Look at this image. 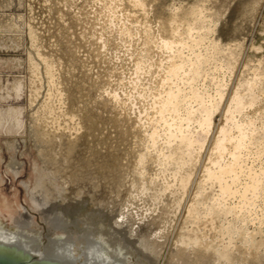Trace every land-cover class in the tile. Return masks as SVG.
<instances>
[{
  "label": "bare ground",
  "instance_id": "6f19581e",
  "mask_svg": "<svg viewBox=\"0 0 264 264\" xmlns=\"http://www.w3.org/2000/svg\"><path fill=\"white\" fill-rule=\"evenodd\" d=\"M102 1L104 2V4H101L104 5L102 9L105 8L106 11L104 12L112 19L109 21L117 22L119 25H117L119 35L130 37V39L140 36L143 40L141 52H138V55L135 52L133 53L137 76L151 74V79H155V81H150L152 83L149 82L150 84L146 88L139 91V96L150 99L149 106L145 109V121L140 124L142 128H145V136L143 135L144 138L141 140L147 145L144 147L148 152L140 151L136 168L134 167L138 170L135 173L139 175V178L135 177L133 181L131 180L132 187L134 186L133 189L135 190L132 191L131 188L132 190L130 189L128 196L126 195L127 198L121 201L120 199L123 198L121 195L123 194L122 189L113 192L103 190V187H99L100 184L93 182L95 176L91 182H86L89 178L86 176L90 172L93 173V171L90 170L91 167L89 170L87 169L88 172H85L84 169L90 165L99 166L101 161L96 160V162L90 164L86 160L87 155L84 156L86 154H84L85 138L82 139L81 136L76 139L72 137L71 139L66 134L63 136L61 130L58 134L62 133L58 147H61L59 153L62 152L63 155L59 159H54L55 162L52 167H54L55 176L58 178H62V173L66 171L67 176L64 177L66 182H63L67 183V187L61 190L67 192L66 197H72L74 201L69 199L66 204L59 203L60 192L57 195L56 188H54L56 177H51V175L40 178L39 186L33 190L31 189V200L34 209L41 213L42 219L48 224L51 232H60L61 235L50 236L47 238L48 243L44 244L43 234L36 226L38 223L35 215L29 209L22 208L23 212L15 218V225L11 230L6 226L2 228L0 222V258L2 256L10 258L14 264H131L129 255L136 251L135 254L139 257L137 261L139 264H165L166 262L161 261V256L166 246L169 245L171 247L169 254L171 257L168 264H264L263 67H257L252 78L237 81L238 85L230 92L228 99H226L228 101L222 108L224 98L227 96V87H229L226 74L228 72L231 75L235 72L238 54L235 52L234 47H224L213 37L216 32V22L214 23L212 13H207L208 9L204 3H194L190 7H176L167 19L161 21L160 25L158 24L157 32L154 31L148 21L141 24L144 27L142 32H136L132 28L134 25H129L136 12L135 15L131 11L128 13L123 12V18L120 20L118 17L121 16L117 15L120 12L118 13L117 10L122 7V4L114 3L117 0ZM129 2L145 12L149 10L148 0H129ZM76 3L78 2L76 1L74 4ZM88 3L91 5V2ZM96 3H99V0ZM102 9L100 10L102 11ZM122 9L124 8L122 7ZM104 12L101 13L105 14ZM156 23L158 22L156 21ZM111 26H114L113 23ZM34 33L33 36L38 40ZM103 41L105 44L107 43L104 39ZM154 48L160 49L163 53H161L159 59L154 58L153 53L157 51H154ZM40 56L46 64L47 78L49 77L54 86L60 84L56 78L60 75L56 73L58 71V67H56L57 59L55 62L51 61L50 57H47L46 53L44 54L42 51L39 54ZM119 57L121 58V56ZM31 59L33 60L34 57ZM38 65L34 60L33 66L35 68L32 67L35 69L36 77L40 75L37 69ZM221 72H223L222 77ZM134 81L136 83L138 80ZM136 84L138 85V83ZM53 85H50V87ZM57 87L58 85L52 91L49 90L51 93L48 97L52 98L54 95H59L61 103L65 104L68 98H64V91H59ZM101 87L103 88V86ZM16 88L17 91H21L22 83L19 82ZM55 92L59 94H55ZM104 94L99 95L100 98H103L100 104L105 106L106 109L109 106V108L114 107L117 102L121 105L124 102L121 98L122 94L120 95L117 91H111L107 97ZM51 98L50 100L56 97ZM132 98H134V95L130 99ZM133 100L131 102L135 103ZM120 101L121 103H119ZM50 104H52V101ZM130 105H128V108ZM48 106L45 105L47 109ZM133 108H135L134 105L131 109L133 110ZM220 109H222L224 115L222 120L224 121L221 122L219 128L216 129L215 127L216 131H214V117ZM7 110L0 107L1 123L3 122L2 116H5L4 112L10 113L11 109ZM50 110L52 115L53 111L56 112L55 107L50 106ZM11 112H14V108ZM17 112L15 114H18ZM7 113L5 114L11 118L12 113ZM66 113H68V110ZM76 114L78 113H73L72 110L69 112V116L74 119ZM91 114V117L99 116L96 112ZM16 121H18L16 122L18 125L22 123L21 120L20 122L18 119ZM134 123L136 124V122ZM83 125L82 121L77 122L75 127L77 132L78 129L84 127ZM69 130L70 132L73 131V129L72 131ZM212 131L215 133L212 135V144H209V147L211 145L208 155L209 163H204L206 166H204L203 175L194 178L195 166L199 163L200 153L202 151L203 154L202 149ZM44 132L43 134L52 140V137H56L55 132L53 133L54 136L50 134L49 130L50 133ZM73 132L70 134L72 135ZM153 152L155 155L152 156ZM150 159H155V162H152L158 163L160 166L159 170H156L161 171V173H157L156 177L148 176L150 171L147 169V165H149L147 162ZM168 171L170 174H166ZM94 175L98 176L97 174ZM108 181L111 183L112 179L106 180V182ZM193 183L196 186L194 187V189L196 188L195 193L193 192V197L191 196L187 200L189 197L186 199L185 194L188 193L190 185ZM170 195L173 200L169 199ZM137 198L143 201L151 199L153 204L149 205L147 202L149 206L147 205L146 208L141 204L145 209L140 213L141 207L135 203ZM184 198L186 201L183 203ZM89 199H97V205L100 207L95 209L98 207L95 206V208L93 207L95 210L92 209L94 211L82 214L81 212L84 211L82 207L88 203ZM118 199L121 203L118 202ZM90 202L94 204L93 201ZM81 208L83 211H81ZM180 211L181 221L178 224L176 235L172 236V222L176 220L175 218ZM79 222H83L85 228H82L83 234L75 237L71 225L79 226ZM82 238L83 244L77 245V241H81Z\"/></svg>",
  "mask_w": 264,
  "mask_h": 264
},
{
  "label": "rangeland",
  "instance_id": "374dc122",
  "mask_svg": "<svg viewBox=\"0 0 264 264\" xmlns=\"http://www.w3.org/2000/svg\"><path fill=\"white\" fill-rule=\"evenodd\" d=\"M76 1L78 3L74 4ZM117 1H115L114 3L122 4V7L124 8L122 9V7H120L117 10L118 13L120 12L119 14H117L118 16H121H117L120 20L121 18H123V12L128 13L129 11H131L134 15L136 12L135 17L132 19L133 22L130 21L131 23H129V25L135 26H132V28L136 32L143 31L144 27L141 24L145 23L146 21H148L149 24L153 27L154 31L157 32L158 27L160 25L159 23L167 19L173 9H175L176 7H190V5H193L194 3H204L208 11L210 12L209 13L207 11V13H212L211 15L214 19V23L216 22V32L213 34V37L216 38V40L222 45H224V47H234L235 49H233L239 55H237L238 59H236L237 62L235 64V72L232 73L233 75L231 74V76L230 74H228V72V75L226 74V79L228 81L229 87H227V96H225L224 98L222 108L225 103H227L228 100L226 99H228L230 92L234 90L240 80L252 78L254 75V71L255 69H257V67H263L264 69V0H148V4L150 6L148 7L149 10L146 12L134 7L129 2V0H119V2ZM204 1L207 3H205ZM88 2H91V5ZM96 2H98V0H94L93 2L91 0H0V22L2 23H0V42L2 41L0 44V82L2 84H0V107L5 110L11 109L12 111L14 108L13 113L11 112V110L10 113H7V111L9 110L5 111L4 117L7 120L2 116L3 122H0V222L2 228H5L6 226L7 228L9 227L11 230L12 227L15 225V218H17L19 214L23 212L22 208H27L35 215L37 219L38 224L36 226L38 227L39 231H41V233L43 234L44 244L48 243L47 238H49L50 236L56 237V235H61V233L56 231H50L48 224L42 219L41 213L34 209V204L31 200V192L33 189L39 186L40 178H44L45 176L50 175L51 177H56L54 173V167L52 166H54V159H59L62 157L61 155H63L62 152L59 153L61 151V147H58V145H60L59 140H61L60 137H62V133L60 135L58 134L61 132V130L63 132V136L66 134V136L71 139L72 137L73 139H76L81 136L82 139L85 138L84 141L86 142V147L84 146V154H86L84 156L87 155L86 157L88 159L86 158V160H88L90 164H92V162H96V160L99 162L101 161L99 166L97 165L94 167L90 165L88 166V168L84 169L85 172H88L91 167L90 170L93 171V173L90 172L88 173V176H86L89 177L87 179L88 181L86 182H91L93 177L95 176L93 179L95 181L93 182H97L98 184H100L99 187H103V190L106 189L109 192H113L120 191L122 189L121 191L123 192V194L121 195L123 198L120 199L121 201L124 198H127L128 193H130V189H133V179H135V177L139 178V175L135 173L136 171L138 172V170L135 168L140 151L143 150L148 152L147 149L144 147L147 145L141 140L145 136V128H142L140 124L145 121V109L149 106L150 99L142 98L141 96H139V91H142L143 88H146L148 84L152 83L150 81H155V79H151V74L142 75L140 73L142 75H139L140 77H142L141 79L137 76L135 70L136 63L134 60L135 56L133 55L134 52L135 54L137 53L136 55L139 54L138 52H141V49L143 47V40L140 38V36H135L134 38L130 39V37H124L122 35H119V33H117L119 29L117 27V22L109 21L112 19L104 12L106 11L105 8L102 9V6L104 7V5L101 4H104V2L102 0L101 2L99 0V3ZM93 3L95 6L93 5ZM100 9H102V11ZM94 10H96L97 12ZM101 12H104L105 14ZM88 13L93 14L89 15ZM120 20L118 21L120 22ZM156 21L158 23H156ZM111 22L114 26H111ZM33 33L35 36H37L36 38L38 40L35 39ZM114 33L115 36L113 37ZM103 39L107 42V45L104 43ZM100 40H102L103 42ZM101 47H103L104 49ZM153 50H157L153 53L154 58L159 59L163 53L158 48H154ZM41 51L44 54L46 53L47 57H50L51 61L55 62V60L57 59L56 67H58L59 72L57 71L56 73H58V75L60 74L59 76H61L56 77L57 80L60 82V84H57V88L59 91L63 90L66 94H69L70 98L68 97V94L66 96V94L63 92V94L65 95L63 97L68 98L65 103L66 105L61 103V97L59 95H54V97H52H56L55 99H52L50 96L48 97V95H50L51 93L49 90L52 91V89H55L54 87H56L57 85L54 86L51 83L49 77L47 78V73L45 71V61L42 59L41 56L39 57ZM119 56H121L122 59ZM33 57L34 59L32 60L31 58ZM34 60L36 63L39 64L37 69L40 75L38 77H36L37 74L34 69L35 67L33 66ZM127 62L129 63V65ZM30 66H33L34 68H31ZM133 67L134 69H132ZM117 74L119 77L117 76ZM220 75L222 77L223 72H221ZM145 76L148 77L146 78ZM136 79L138 80L136 82L138 83V85L134 81ZM19 82L22 83L21 91H17L16 88ZM67 84L69 85V87ZM50 85L53 86L50 87ZM101 86H103V88ZM111 91H117L120 95L122 94L121 98H123L124 101L122 103H125V105L118 104L117 102L115 103L116 105L111 108H109V106L106 109L105 106H101L100 103L101 99L103 98H100L99 95L106 93L104 95L107 97ZM57 92H55V94H59ZM133 95L134 98L130 99ZM50 98L52 100H50ZM47 100L50 101L45 102ZM132 100L135 103H132ZM51 101L52 104H50ZM119 103H121V101ZM263 103L264 100L262 102V105H264ZM45 105H50L53 108L55 107L56 112L54 113L53 111L52 115L50 106H48L49 108L47 109ZM128 105H130L131 107L129 106L128 108ZM133 105L135 108H133L132 110L131 108L133 107ZM66 109L68 110V113H66ZM71 110L73 111V113H78L76 114L75 119L71 118L72 116H69V112H71ZM16 111H18L17 113L20 114H15ZM48 112L51 113L49 114ZM93 112H96L97 114H99V116L91 117V113ZM5 113H12L11 118ZM14 114L15 116L14 118H12ZM141 114L142 116L140 117ZM40 116L42 120L41 122ZM129 116L130 118H128ZM223 116L224 115L222 109L216 112L214 117V131H216V129L219 128L222 124L221 122L224 121L222 120L224 119ZM15 117L19 120V122L21 120L22 125L20 123L19 125L16 123L18 121H16L17 119ZM139 117H143L144 119L142 118V120ZM115 118H117L118 120ZM13 119L16 120L14 121ZM79 121H82L84 127L78 129L77 132L75 127L77 126V122ZM134 122H136V124ZM68 126H70L71 128H69ZM137 128L140 130H138ZM69 129H71V131L72 129L73 131L76 130L75 132L72 131L74 135L70 134L72 132H70ZM48 130L51 133L48 132ZM44 131H46V133L48 132L52 134L53 136L55 134L56 137H52V140L50 137L45 136L43 134ZM214 131H212L207 138L206 145L202 149L203 154L202 151L200 153L201 157L199 156V163H197L194 169V172L196 173H194V178L201 177L203 175V171L205 170L204 166H206L204 163H209L208 155L211 147V145L209 147V144H212V135L215 133ZM41 134H43L44 136ZM67 134H69L70 136ZM48 140L50 141V143ZM56 146L57 148H55ZM53 150L55 153L53 152ZM153 155H155L154 152L152 156ZM149 161L155 162V159H150ZM149 161L147 162V164L149 163V165H147V169L148 171H150V174L148 176L156 177L157 173H161V171H157L159 170L158 168L160 166L158 165V163H150ZM168 173L169 171L166 174ZM94 174H97L98 176ZM62 175V178L56 177V185L54 188H56L57 195L59 192L61 193H59V203L66 204L69 199L71 201H74V199H72V197L67 198L66 195H68V193L61 190L64 187H67V183L63 182L66 180L64 178L65 176H67L66 171L62 173ZM108 179H112L111 183H109V181L106 182V180ZM158 180L160 181V179ZM194 187H196L195 184H191L188 193H186L187 195L185 194L186 199L189 197L187 200H189L191 196L193 197L195 193L194 190H196V188L194 189ZM134 190L135 189H133L132 191ZM185 198L183 200V203L184 201H186ZM169 199H172L171 195ZM150 200L151 199H149V201ZM90 201H93L92 203L94 204H91ZM121 201H119L118 199V202L121 203ZM142 201L143 200L140 198H137V200L135 201V203H137L141 207L140 209L142 211L139 210L140 213L143 212V210L147 207L148 203L149 205L153 204V200L150 201L151 203L148 200L143 201L144 203ZM141 204H143V207L145 208H143ZM95 206H98L97 199H89L88 203L85 206L83 205L82 207L84 208V211L81 208V211H83L81 213L87 214L89 212L94 211L95 209H99L100 207L98 206L95 208ZM179 216H181V211L178 212L175 218L176 220L172 222V226L174 227H172V231L174 232V234L173 232L171 233L172 236L176 235L177 233V227H179L178 224L181 221V217ZM79 224V226L71 225L72 233L75 237H79V235L83 234L82 228H85L83 222H79ZM80 244H83V238L81 241H77V245ZM170 251L171 247L168 245L162 253L161 261L164 263L166 262L165 264L169 263L171 257V255H169ZM135 253L136 251H133V254L129 255L131 264H139V262H137L139 257Z\"/></svg>",
  "mask_w": 264,
  "mask_h": 264
},
{
  "label": "water",
  "instance_id": "95a60500",
  "mask_svg": "<svg viewBox=\"0 0 264 264\" xmlns=\"http://www.w3.org/2000/svg\"><path fill=\"white\" fill-rule=\"evenodd\" d=\"M0 264H14L10 258L3 257L0 258Z\"/></svg>",
  "mask_w": 264,
  "mask_h": 264
}]
</instances>
